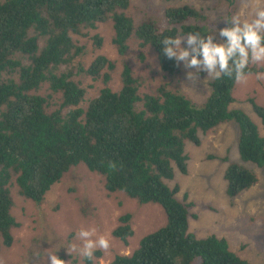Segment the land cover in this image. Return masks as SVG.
Returning <instances> with one entry per match:
<instances>
[{"label": "trees", "instance_id": "1", "mask_svg": "<svg viewBox=\"0 0 264 264\" xmlns=\"http://www.w3.org/2000/svg\"><path fill=\"white\" fill-rule=\"evenodd\" d=\"M131 4L132 0H0V249L13 244L12 231L19 226L12 213L13 187L40 205L72 167L83 164L104 176L109 192H124L141 204L156 203L166 215L164 226L146 234L131 254L115 255L110 264H192L197 257L201 264H253L232 250L226 238L191 233L194 203L188 202V194L180 200L179 184L171 187L165 181L174 178L175 168L188 172L186 141L200 144L199 131L231 120L238 124L241 160L264 168V135L245 111L231 108L235 79L212 80L209 96L198 104L169 89L168 83L141 94V80L128 62L121 72V88L114 90L110 81L117 63L104 54L88 67L78 62L77 73L71 68L84 52L73 35H85L84 30L109 20L121 56L135 36L140 47L154 50L160 68L170 75L180 73V62L164 56L160 41L191 32L212 34L208 16L193 6L168 7L162 27L152 18L136 25L127 14ZM231 16L229 12L227 18ZM96 37L101 47L103 40ZM140 56L144 60V53ZM248 70L253 74L264 68L250 64ZM79 72L103 81L97 95L87 97V88L76 79ZM43 85L51 93L41 94ZM54 94H60L61 101L53 109ZM249 100L264 124V105L253 97ZM222 159L229 161L228 156ZM224 177L231 198L258 181L252 169L236 162L228 163ZM132 217L122 215L113 231L125 244L133 235ZM100 255L95 251L94 263Z\"/></svg>", "mask_w": 264, "mask_h": 264}, {"label": "rangeland", "instance_id": "2", "mask_svg": "<svg viewBox=\"0 0 264 264\" xmlns=\"http://www.w3.org/2000/svg\"><path fill=\"white\" fill-rule=\"evenodd\" d=\"M186 4L208 16V24L218 42L224 41L218 29L226 26L221 19L227 18L229 12L232 16L247 18L255 6L254 0H235L232 6L220 0H132L127 14L134 18L136 25L143 19L152 18L165 27L166 9ZM83 33L85 35H73L79 45L84 47L83 54L71 65L75 73L78 72V62L88 67L96 56L104 54L117 63V68L111 72L110 86L114 90L121 88V72L124 63L128 62L134 75L141 80V94L154 93L163 83H168L169 89L182 92L195 103L201 104L211 92L212 79L205 81L207 71L201 72L197 77L198 82L193 83L187 79V74H195L198 69L189 68L185 62L180 61V73L170 75L160 68L154 50L150 46L140 47L135 36L129 39V50L121 56L112 41L115 31L111 20L99 23L96 29L84 30ZM96 34L103 40L101 47L96 44ZM183 46L187 47L186 38ZM141 53H144V60ZM76 79L87 88V97L97 95L98 89L103 86L102 80L94 81L84 72H79ZM40 93H51L48 85H43ZM234 97L235 102L231 108L245 111L264 135V124L249 100L253 97L258 104L264 105V80L256 79L253 73L246 82H237ZM60 101V94L52 95L53 109ZM238 135V124L233 120L207 132L199 131L200 144L186 141L188 172L185 174L175 168L174 178L165 181L171 187L179 184L177 197L182 200L188 194V202L194 203L189 216L191 233L198 238L213 234L224 237L231 249L241 257L253 264H264V168L241 160ZM210 155L215 157L210 158ZM226 156L229 158L227 162L222 159ZM229 162L247 166L258 177L255 185L234 198L226 192L224 175ZM12 197V213L19 226L12 231L13 244L0 249V264H46L44 258L52 247V252L60 249L57 254L68 264H85V260L75 253L71 260L63 248L72 243H82L76 239V233L81 227L94 228L96 235L93 239L100 235L109 239L110 248L107 251L97 249L101 255L95 256L94 264H110L117 254H131L146 234L164 226L167 220L163 208L156 203L141 204L124 192H109L105 187L104 176L83 164L72 167L46 194L40 205L21 196L16 186L12 189ZM126 213L133 215V235L128 238V244L113 235L114 229L120 225L121 216ZM192 264H201V258L197 257Z\"/></svg>", "mask_w": 264, "mask_h": 264}, {"label": "clouds", "instance_id": "3", "mask_svg": "<svg viewBox=\"0 0 264 264\" xmlns=\"http://www.w3.org/2000/svg\"><path fill=\"white\" fill-rule=\"evenodd\" d=\"M254 3L255 6L247 14V18L241 19L240 15H233L221 19V22L229 25L218 29L219 35L224 38L223 42L216 41L215 33L203 35L200 32H191L184 37L169 36L160 41L164 56L168 60L183 61L189 68H197V73L187 74V79L193 83L198 82L197 77L203 71L208 72L205 81L209 78H234L238 83L246 82L252 75L248 70L250 64L264 66V0H254ZM185 38L187 47L183 46ZM255 78L264 80V71H257ZM95 235L94 228L81 227L76 233V239L82 243L63 247L71 260L75 253L94 264L95 251H107L110 248V241L106 236L100 235L93 239ZM52 248H49L44 258L46 264H68V261L57 254L60 249L52 252Z\"/></svg>", "mask_w": 264, "mask_h": 264}]
</instances>
